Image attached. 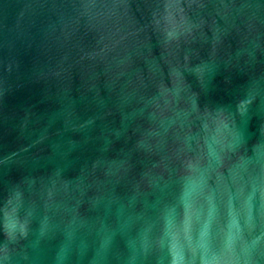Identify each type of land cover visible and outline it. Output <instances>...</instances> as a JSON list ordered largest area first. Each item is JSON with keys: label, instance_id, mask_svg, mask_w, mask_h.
Wrapping results in <instances>:
<instances>
[{"label": "water", "instance_id": "1", "mask_svg": "<svg viewBox=\"0 0 264 264\" xmlns=\"http://www.w3.org/2000/svg\"><path fill=\"white\" fill-rule=\"evenodd\" d=\"M0 264H264V0H0Z\"/></svg>", "mask_w": 264, "mask_h": 264}]
</instances>
